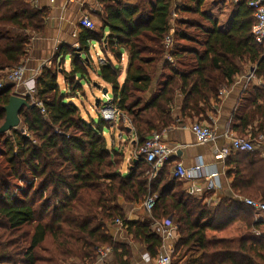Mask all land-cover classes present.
Instances as JSON below:
<instances>
[{"label":"trees","instance_id":"obj_1","mask_svg":"<svg viewBox=\"0 0 264 264\" xmlns=\"http://www.w3.org/2000/svg\"><path fill=\"white\" fill-rule=\"evenodd\" d=\"M98 1L103 8L100 27H80L78 47L59 44L52 67H43L35 78L34 97L44 113L27 98L29 106L19 112L20 128L0 134V264L73 259L94 264L103 247L110 248L114 264H131L132 247L114 240L108 226L120 220L133 243L155 257L161 238L151 220L169 216L177 225L178 257L189 254L184 264H264V223L255 221L256 211L229 196L209 208L169 176L167 165L150 179V166L142 158L132 160L123 174L124 154L108 147L103 135L110 124L100 117L86 120L69 101L84 96L80 80L90 82L89 51L95 41L109 55L99 65V77L111 90L112 99L105 104L126 117L138 147L152 132L173 123L178 98L180 116L199 117L248 62L263 87L251 85L230 129L242 136L257 121L250 134L264 137V49L251 34L254 18L247 1L234 6L226 31L202 11L205 0ZM45 17L27 0H0V126L4 106L16 93L14 84L3 82L6 73L21 64L30 38L26 32H41ZM171 27L172 45L166 48ZM123 53L127 65L120 83ZM66 56L70 69L60 70L66 84L62 91L58 62L62 59V65ZM123 121H117L121 129L127 128ZM224 165L234 194L264 202V158L256 151L234 152ZM150 194L156 196L151 217L127 220L126 206Z\"/></svg>","mask_w":264,"mask_h":264},{"label":"crops","instance_id":"obj_2","mask_svg":"<svg viewBox=\"0 0 264 264\" xmlns=\"http://www.w3.org/2000/svg\"><path fill=\"white\" fill-rule=\"evenodd\" d=\"M124 3L133 4L137 0H122ZM29 5L37 10H43L46 12V17L44 19L43 30L39 33L26 32L29 35V42L26 48V56L22 59L21 64L25 67L24 76H23V85L29 81L32 77H37L43 67L51 68L52 56L61 43H65L74 48L78 47L77 43V34L80 30L79 20L83 15H86L98 29L101 25L99 15L103 13L102 4L98 0H27ZM208 0L204 1L203 6H205ZM217 0H210V4H216ZM202 6V7H203ZM231 14L229 21L225 24H220V20L214 17L210 12L207 13L213 17L218 22V27L223 31L228 30L232 15L234 13V6L232 5ZM175 14V13H172ZM176 15V14H175ZM11 34H18L19 31L10 30ZM105 35L108 33L107 28H104ZM93 53L97 59V64L93 61ZM91 58L90 68H88V75L90 82L85 80H80V84L84 91V96L82 98L91 97L93 101L98 99L95 93L94 84L100 85V87L107 88V91H110V86L104 83L99 77V65L100 62H104L106 57L109 56L106 53H103L98 43L93 41L91 43V48L89 51ZM68 60V61H67ZM103 60V61H102ZM69 62V63H68ZM125 64V71L127 65V55L123 53L121 56V62L119 66V82L122 83L125 77V72H123L122 64ZM251 63H243L242 70L233 77V81L229 85H225L226 93L222 96L217 97V101H211L205 110L204 113L200 114L199 117H190V116H180L179 113V102L180 98L175 102L172 116L174 118L173 123L160 131L156 132L160 135V138L166 145L172 150L170 160L167 165L168 174L171 176V169L175 164H182L185 167H190L197 163L200 158L203 160L205 167L202 170L201 176L196 179L195 182L186 183L182 182V187L194 197L201 198L203 203H205L209 208H213L220 198L223 196H229L236 198L241 201L242 198H248L243 196H237L230 189V182L232 177H228L226 172L229 170V167L224 165L223 160H217L211 154L212 143L200 144L196 141L193 133L189 129L190 124L197 121L202 125L211 127L216 132V140L214 142L217 146H222L227 144L228 136L238 135L234 130H231V123L234 121L235 117L242 111L241 105L245 102L247 92L252 84L263 87V84L260 79L257 77L251 81L246 82L244 76L247 74L250 68H252ZM63 69L64 71H69L70 61L69 57L66 56L62 65L58 64V70ZM57 83L59 88L62 91L66 90V84L64 77L60 72L57 74ZM93 86H92V85ZM19 85L15 89L18 94L21 95L25 86ZM95 88V89H94ZM100 92V90L97 89ZM107 92V95H108ZM102 94V93H101ZM103 96V95H102ZM109 96V95H108ZM77 98V97H74ZM73 99V98H72ZM71 99V100H72ZM110 99V96H109ZM112 99V97H111ZM110 99V100H111ZM100 100L98 99V102ZM94 103V102H93ZM101 103V102H100ZM107 103V102H106ZM105 104V103H102ZM98 110V109H97ZM95 110L97 116H101L100 112ZM257 121L249 124L244 131V135L250 134L251 130L255 129ZM130 129H119L117 126V121L109 125L110 130L115 128L120 131L118 136V142L115 138L111 139L110 145L116 150L121 151L124 154V162L126 167L121 171L123 174L127 173L128 168L131 166L132 160H137L135 158L134 151L137 147L136 137L132 127L126 125ZM126 133V139L123 140V133ZM112 137H114L112 135ZM260 157L264 158V147L261 151H256ZM144 160V159H143ZM145 161V160H144ZM123 164V163H122ZM148 164V163H147ZM149 165V164H148ZM165 165V166H166ZM122 166V165H121ZM121 169V167H120ZM161 169V168H160ZM159 169V170H160ZM213 171L216 172V177L208 178L205 174ZM158 173V172H157ZM241 198V199H240ZM121 202V201H120ZM125 217L129 221H137L150 217L141 205L133 204L126 206L125 208ZM255 221L264 223V213L256 212L254 213ZM161 220V219H160ZM172 222L175 221L171 218ZM110 235L114 240L122 243H128L132 247V259L131 264H148L144 262L143 257L145 254H148L145 251V248L139 246L138 244L133 243L130 239V236L127 235L126 231L122 226L118 224H110L108 226ZM178 236V234H177ZM103 259L94 264H114L110 248L107 251L103 250ZM149 255V254H148ZM189 257V254L179 256V259L186 260ZM64 264H82L76 259L67 261Z\"/></svg>","mask_w":264,"mask_h":264},{"label":"built area","instance_id":"obj_3","mask_svg":"<svg viewBox=\"0 0 264 264\" xmlns=\"http://www.w3.org/2000/svg\"><path fill=\"white\" fill-rule=\"evenodd\" d=\"M72 1V0H68ZM230 4L237 5L241 2H246L247 5L252 9L253 12V23L251 25V34L253 36L254 42L261 46L264 49V0H228ZM175 17V14H172ZM79 24L81 27L86 29L95 30L96 25L86 16L83 15ZM172 34L173 28L171 27L168 35L164 38V44L166 48H169L172 45ZM167 58L171 60V57L167 55ZM249 69L247 74L244 76V80L246 82L251 81L256 78L255 75V66ZM25 67L20 64L14 68H11L4 78L3 82H7L10 84H14L15 87L19 85H23V76H24ZM35 76L32 77L29 81L25 83V88L21 95H27L29 99H31V104L39 107L40 111L44 113L43 105L40 101H38L34 95L36 92V84H35ZM2 85V81H0V86ZM226 93L225 88H220L218 92V96H222ZM107 101L110 102L109 96H103ZM30 101V100H29ZM101 118L112 124L119 119H123L127 121L126 117L121 114L115 107L105 105V107L101 110ZM189 129L193 133L196 141L200 144L212 143L211 154L217 160H223L230 153L234 152H250V151H261L263 150V135L252 136L251 134L247 135H234L228 136L227 144L222 146H217L214 144L216 140V132L211 127L202 125L201 123L195 121L190 124ZM135 158H142L146 163L149 164V170L146 174H149V178H154L157 175V172L160 168L168 164L172 150L161 140L160 135L156 132H152L145 141L136 147ZM205 167L203 160H200L190 167H185L184 165L178 163L175 164L171 169V176L182 182L191 183L195 182L201 174L202 170ZM208 178L216 177V172L210 171L205 174ZM155 195H148L142 202L136 203L141 205L142 208L150 213L151 209L154 205ZM241 199V198H240ZM242 202H244L247 206L252 208L256 212L264 213V202L259 199H251V198H242ZM115 224L120 226V220L116 219L114 221ZM151 228L160 236L161 238V246L159 248L158 254L155 257H151L148 254H145L143 257L144 262L148 264H184L183 259L178 258V251L176 250V241H177V225L172 222V220L168 221L167 218H163L161 220H156L151 223ZM109 250L108 247H103L99 250V254L95 261H102L103 259V250Z\"/></svg>","mask_w":264,"mask_h":264},{"label":"rangeland","instance_id":"obj_4","mask_svg":"<svg viewBox=\"0 0 264 264\" xmlns=\"http://www.w3.org/2000/svg\"><path fill=\"white\" fill-rule=\"evenodd\" d=\"M231 9H232V6H231V4L229 3L228 0H217L215 5H214V3H212V5H211L210 4V0H208V2H206L205 6L202 7V11L205 10L206 12H210L214 17H216V18H218V20H220L219 21L220 24H225V25L230 19ZM182 15L189 16V15H187L185 13H182ZM176 17H177V15H176ZM173 18H175V17H173ZM93 61H94L95 64H97V59H96L94 53H93ZM100 63L103 64L104 62H100ZM242 67H243V65H242ZM122 68H123V72H122L121 76H123V74L125 72V64L124 63L122 64ZM15 88H14V91L16 90ZM94 91H95V93L97 95L100 93L99 96L97 97L100 100V102H101L100 105H96L95 101H93L91 97H88V95L86 96V98H82L81 96H78L77 98H73L72 100L71 99L69 100L70 102H72L73 104H76L79 107L81 115L86 120H88V118H92L93 120H97V118L99 116H97V113L95 112V110L98 109L97 111L100 112V115H101V110L106 105V104H102V103H106L107 100L102 96L101 92L97 91V89H95ZM153 91H154V89L150 90L149 93L146 95V98H148L153 93ZM15 92L18 94L20 91L18 90V92L17 91H15ZM108 95L110 96V99H111V90L108 92ZM29 100L31 102V99H29ZM100 118H101V116H100ZM123 123H124V125H129L131 127V125L128 123V120L127 121H123ZM20 126H21V123H20ZM20 126L18 128H20ZM118 128L121 129L120 127H118ZM121 130H123V129H121ZM119 134H120V131L118 129H116V128L114 130H110L109 127L108 128L107 127L104 128L103 135H104V137L106 139L108 147H111V145H110L111 139L115 138V140L117 139L116 142H118ZM112 135L114 137H112ZM122 137H123V140L126 139V133L125 132L123 133ZM125 167H126V164H125V162H123L120 170L122 171L123 168H125ZM147 175L149 177L148 173H147ZM18 184H22V182L19 181ZM149 215L151 217V212L149 213ZM156 220H158V219H154L153 218L151 220V223L153 221H156ZM175 246H176V244H175ZM178 255H179V252H178Z\"/></svg>","mask_w":264,"mask_h":264},{"label":"water","instance_id":"obj_5","mask_svg":"<svg viewBox=\"0 0 264 264\" xmlns=\"http://www.w3.org/2000/svg\"><path fill=\"white\" fill-rule=\"evenodd\" d=\"M106 38L103 40L105 42ZM62 59L59 60L58 64L61 65ZM60 72V70H59ZM94 86L100 90L103 96L107 95V88L100 87L98 84H94ZM27 95H19L17 93L12 94L8 103L4 106L5 111V119L3 124L0 126V134L8 132L11 129L17 128L20 126L19 112L24 106H29L27 102ZM96 105H98V99L95 100ZM130 129V128H127ZM168 221L171 220V216L167 218Z\"/></svg>","mask_w":264,"mask_h":264}]
</instances>
